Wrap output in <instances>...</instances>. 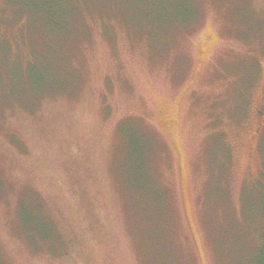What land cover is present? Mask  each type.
I'll use <instances>...</instances> for the list:
<instances>
[{"label": "rangeland", "instance_id": "rangeland-1", "mask_svg": "<svg viewBox=\"0 0 264 264\" xmlns=\"http://www.w3.org/2000/svg\"><path fill=\"white\" fill-rule=\"evenodd\" d=\"M0 264H264V0H0Z\"/></svg>", "mask_w": 264, "mask_h": 264}, {"label": "trees", "instance_id": "trees-1", "mask_svg": "<svg viewBox=\"0 0 264 264\" xmlns=\"http://www.w3.org/2000/svg\"><path fill=\"white\" fill-rule=\"evenodd\" d=\"M141 188H142V186H141ZM137 189H140L139 187H137ZM168 201H169V199H168Z\"/></svg>", "mask_w": 264, "mask_h": 264}]
</instances>
